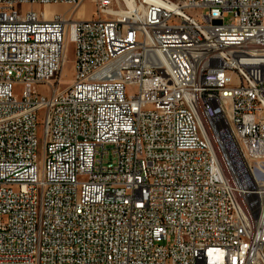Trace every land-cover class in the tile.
Instances as JSON below:
<instances>
[{
  "label": "built area",
  "instance_id": "obj_1",
  "mask_svg": "<svg viewBox=\"0 0 264 264\" xmlns=\"http://www.w3.org/2000/svg\"><path fill=\"white\" fill-rule=\"evenodd\" d=\"M85 1L0 0V264H264V0Z\"/></svg>",
  "mask_w": 264,
  "mask_h": 264
},
{
  "label": "rangeland",
  "instance_id": "obj_2",
  "mask_svg": "<svg viewBox=\"0 0 264 264\" xmlns=\"http://www.w3.org/2000/svg\"><path fill=\"white\" fill-rule=\"evenodd\" d=\"M69 7L61 5V4H51L46 7L40 4H36L31 6L30 4H24V5H17L16 9L18 12L23 13L26 12L27 10L33 9L37 12H41L42 10L46 11L49 16H52L54 13H63L66 12ZM75 13V17L77 19H82V20H89L94 17L95 15V7L94 5L89 1H85L84 3L81 4V7H77ZM53 12V13H52ZM69 61L66 64V73L64 75V78L62 80V87L66 88L69 86L72 82V59L74 57V46L72 43L69 44ZM17 93L21 92L20 88L16 89Z\"/></svg>",
  "mask_w": 264,
  "mask_h": 264
},
{
  "label": "bare ground",
  "instance_id": "obj_3",
  "mask_svg": "<svg viewBox=\"0 0 264 264\" xmlns=\"http://www.w3.org/2000/svg\"><path fill=\"white\" fill-rule=\"evenodd\" d=\"M48 5H51V4L44 5V7H46ZM61 5H64L66 7L68 6L66 4H61ZM75 9L68 8L66 12L59 13V14L63 15L66 18H70V17L73 18V17H75L74 15L76 13ZM41 12L44 14L46 19H51L56 14V13H54L52 16H49L46 11L42 10ZM66 71H67V69H66V65H65L64 68H63V71H62L63 76L65 75ZM86 212H88V203H80L79 207H75V214H83V213H86Z\"/></svg>",
  "mask_w": 264,
  "mask_h": 264
}]
</instances>
